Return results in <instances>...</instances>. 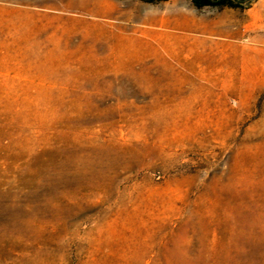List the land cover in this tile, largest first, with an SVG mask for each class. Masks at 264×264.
Listing matches in <instances>:
<instances>
[{"label": "rangeland", "instance_id": "rangeland-1", "mask_svg": "<svg viewBox=\"0 0 264 264\" xmlns=\"http://www.w3.org/2000/svg\"><path fill=\"white\" fill-rule=\"evenodd\" d=\"M264 264V0H0V264Z\"/></svg>", "mask_w": 264, "mask_h": 264}, {"label": "trees", "instance_id": "trees-1", "mask_svg": "<svg viewBox=\"0 0 264 264\" xmlns=\"http://www.w3.org/2000/svg\"><path fill=\"white\" fill-rule=\"evenodd\" d=\"M147 3H159L168 0H141ZM194 6L198 9L205 7H219V8H247L255 0H191ZM248 261V264H263V263H253Z\"/></svg>", "mask_w": 264, "mask_h": 264}]
</instances>
